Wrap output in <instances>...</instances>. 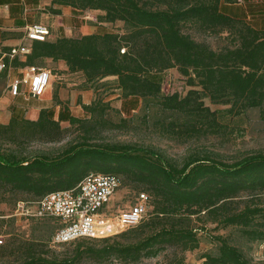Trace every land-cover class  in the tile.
I'll list each match as a JSON object with an SVG mask.
<instances>
[{
	"label": "trees",
	"instance_id": "1",
	"mask_svg": "<svg viewBox=\"0 0 264 264\" xmlns=\"http://www.w3.org/2000/svg\"><path fill=\"white\" fill-rule=\"evenodd\" d=\"M39 1L0 0L16 5L20 13L26 2L37 6ZM50 1L53 14H60L63 6L76 12L98 10L103 12L101 22L122 21L128 30L118 33L98 22L91 34L66 36L61 32L54 39L32 40L30 52L23 60L15 58L14 67L34 65L39 57L63 60L69 73L83 74L80 87L94 91L103 81L114 79L121 91L123 112L135 109L141 100L157 99L160 108L175 114L166 130L185 138L217 132L223 113L257 107L264 115V15L248 21L223 9L238 0ZM187 22L205 30L238 27L239 39L232 47L215 50L185 33L182 26ZM172 67L199 89H189L185 95L162 94L163 72ZM3 75L6 77L5 71L0 77ZM206 97L229 107L212 110L204 103ZM53 102L60 106L57 118L53 104L42 107L37 119L25 117V109L12 106L8 124H0V133L14 139L59 141L62 121L82 124L83 131L79 139L54 154L32 156L0 150V195L17 200L10 213L0 212V236L8 235L3 224L12 220L11 213L19 202L32 203L51 191L73 188L90 172L111 173L143 185L148 214L113 236L82 237L58 244H75L70 254L61 257L48 256L43 242L20 243L13 249L20 254L16 264H79L85 257L97 262L112 258L135 263L155 257L167 247L194 250L199 239L191 224L193 216L217 225L237 226L249 240L264 241V205L252 199L264 193V152L233 162L194 155L177 163L147 148L93 141L97 125L109 124L104 118L110 108L108 101L95 98L82 103L84 118L71 114L56 92ZM91 119L94 123L86 124ZM161 123L165 124L164 120ZM242 192H249L251 199L240 207L235 198ZM24 218L52 223L54 232L62 225L56 218ZM215 238L217 252L204 253V264H254L226 238ZM13 244L3 241L0 251Z\"/></svg>",
	"mask_w": 264,
	"mask_h": 264
},
{
	"label": "rangeland",
	"instance_id": "2",
	"mask_svg": "<svg viewBox=\"0 0 264 264\" xmlns=\"http://www.w3.org/2000/svg\"><path fill=\"white\" fill-rule=\"evenodd\" d=\"M50 0H40L37 6L30 5L26 2L24 10L21 11V17L10 20L0 16V25L4 27L13 26V29L4 31L3 39L8 42H17L19 38L24 37L23 25L29 23L31 19L39 21L49 26L51 37L57 28L54 25V15L49 9ZM24 7V6H23ZM26 9V11H25ZM1 14V13H0ZM103 12L98 10L74 11L69 6L61 7V19L63 27H68L70 20L87 21L93 25L101 22L100 16ZM78 15V16H77ZM84 16V17H82ZM94 22V23H93ZM88 23V24H89ZM108 29L118 33L127 32L128 28L122 21L103 23ZM56 29V30H55ZM5 30V29H4ZM182 30L190 34L195 40L207 43L212 49L219 50L226 47H232L239 39V28H224L216 30H205L191 25L189 22L183 24ZM124 49L126 47H123ZM59 72V73H58ZM17 70H13L11 76L19 75ZM53 77L47 88L46 98L50 92H55L63 85L65 96L68 97L66 102L70 101L69 111L74 116L84 118L86 116L80 100L88 99L89 103L95 98L108 101L110 108L106 110L104 118L108 121L107 125H97L94 130L93 141L99 143H124L131 144L141 148H147L162 154L169 160L182 163L184 160L194 155H210L216 159L226 162L239 160L248 154L264 152V115L257 107L248 108L240 113H223L220 114L219 120L221 127L217 132L198 134L193 137L179 136L171 131L166 130V124L173 113L163 110L159 107L157 99L151 101L141 100L139 105L130 112L121 110V91L115 86V80L103 81L93 95L84 97L77 94L75 87H80L84 82L82 73H68L60 77V71L57 68L52 70ZM163 81L161 87L162 94L178 93L185 95L189 89L197 88L187 83V78L180 74L176 67L169 68L163 72ZM107 82V83H106ZM8 79L4 75L0 77V124L6 125L9 122L12 106H19L27 110V106L39 103L35 98L25 100L22 95L12 96L7 88ZM75 84V85H74ZM93 89V88H92ZM94 90V89H93ZM62 91V92H63ZM21 101V102H20ZM52 103V100H51ZM50 103V104H51ZM204 103L212 110H223L229 105L212 103L208 97L204 98ZM179 119H183L181 116ZM165 124L161 123V121ZM94 123L91 119L86 124ZM63 129L62 139L59 141H41L36 138H9V136L0 133V150H15L19 155H38L54 154L66 147L71 141L79 139L82 134V124L61 123ZM121 186L111 196L108 202V208L113 213L129 208L135 201L141 190H145L143 185L129 181L120 176ZM251 195L249 192H242L236 199V205L243 206L249 202ZM254 201L264 205V193L258 197H253ZM21 200V199H19ZM17 200L15 197L0 195V212L10 213ZM33 206L29 207V210ZM15 212V210H14ZM12 220L3 224V229L8 235L3 239L4 244L10 245L8 250L0 251V264H16L20 261V254L13 249L20 243L34 241L43 242L44 250H47L48 256L61 257L70 254L74 250L75 244L54 245L51 241L55 225L52 223H42L35 220H26L22 215H14ZM5 217H8L6 215ZM192 225L196 228L199 245L194 250L182 251L175 247H167L155 257L143 258L135 263H124L116 259H108L103 262L84 258L79 264H204V253H216L219 245L215 236L226 238L229 243L235 245L240 251L254 264H264V241L249 240L246 238L237 226H222L216 223L206 222L203 219L192 217ZM6 224V225H5Z\"/></svg>",
	"mask_w": 264,
	"mask_h": 264
},
{
	"label": "built area",
	"instance_id": "3",
	"mask_svg": "<svg viewBox=\"0 0 264 264\" xmlns=\"http://www.w3.org/2000/svg\"><path fill=\"white\" fill-rule=\"evenodd\" d=\"M23 29L27 43L11 46L8 50L0 44V74L6 72L7 88L12 96L22 95L28 100L45 94L51 83L52 70L35 65L14 67L13 61L15 58L23 60L30 52L31 41L48 39L51 30L39 22L27 23ZM13 70L19 75L11 76ZM120 186L121 179L115 174L90 172L73 188L51 191L32 203L19 202L14 215L59 219L62 225L52 235L54 245L82 237L113 236L137 224L148 214L145 192H139L129 208L116 213L110 211L108 202ZM31 204L33 208L29 210ZM2 238L0 236V243Z\"/></svg>",
	"mask_w": 264,
	"mask_h": 264
},
{
	"label": "crops",
	"instance_id": "4",
	"mask_svg": "<svg viewBox=\"0 0 264 264\" xmlns=\"http://www.w3.org/2000/svg\"><path fill=\"white\" fill-rule=\"evenodd\" d=\"M14 3L16 4V2H14ZM11 4L12 3L2 4L0 2V13H1L0 16L1 17L4 16L7 19L14 21L18 17H21V13L16 8L17 7L16 5H11ZM223 9L229 13L234 14V15L243 16L248 21H250V20L253 21V19L255 20V18L258 17L257 15H264V0H238L235 4L225 5L223 7ZM60 14H54V15L51 14V16L55 17V18H53L54 19V25L57 28V30L55 29L56 32L54 34V38L58 37L61 34V32L66 36H73V35L78 36V35H84V34H91L96 29V24H95L96 22L95 23L93 22L94 24L91 25V23H89L85 20H84V22H82V21L79 22L77 20H73V18H71V17L68 18V20H70L68 27H66V26L63 27V24L61 23L62 21L58 20L59 18L60 19L62 18L60 16ZM82 17H84V16H82ZM0 22H2V21L0 20ZM30 22L42 23V22H40V20L35 21V19H32V21L30 20ZM42 24H44V23H42ZM12 27L13 26H10V25L8 27H4L2 24L0 25V44L2 45L3 49H5V50H8L11 46L21 45L23 43H27L26 42L27 40L25 37L19 38V40L17 42H8L7 40L3 39V33H5L4 31L9 30V29H13ZM23 27H24V25L22 26V28ZM50 37H51V35H50ZM54 38H50V39H54ZM34 65L39 67V68H48L51 70H54L55 68H57L58 71H60V74H61L60 77H62L64 74L69 73L68 69H67V65H66L65 61H63V60L53 61L51 58H48V57H39L35 60ZM52 77H53V75H52ZM63 88H64L63 85H60L59 89H56L55 92L57 94L58 99L61 100L62 103L69 106L70 101H69V104H68V102H66L65 99H67L68 97L65 96V93H64L65 91H63ZM75 91L77 94H81L84 97L90 96V98H91L94 90L92 88L75 87ZM46 93H48V92L46 91L44 95H42L38 98H35L38 100L39 103H34L32 105L27 106L28 108L25 111V117H27L29 119H37V117L39 115V111L42 107L52 106V104H53V106L55 107V118H57L60 106L58 104L54 105L53 92H50L49 95L46 98H44ZM51 100H52V103H51ZM79 101L81 104L82 103H85V104L89 103L88 99L80 100V97H79ZM61 123H66V122L62 121Z\"/></svg>",
	"mask_w": 264,
	"mask_h": 264
}]
</instances>
